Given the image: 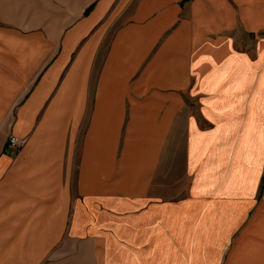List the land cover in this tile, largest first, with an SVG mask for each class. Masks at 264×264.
<instances>
[{
	"label": "crops",
	"instance_id": "obj_1",
	"mask_svg": "<svg viewBox=\"0 0 264 264\" xmlns=\"http://www.w3.org/2000/svg\"><path fill=\"white\" fill-rule=\"evenodd\" d=\"M0 127V264H264V0H0Z\"/></svg>",
	"mask_w": 264,
	"mask_h": 264
},
{
	"label": "rangeland",
	"instance_id": "obj_2",
	"mask_svg": "<svg viewBox=\"0 0 264 264\" xmlns=\"http://www.w3.org/2000/svg\"><path fill=\"white\" fill-rule=\"evenodd\" d=\"M262 33V32H261ZM247 38L249 39V40H254L255 38H256V36H247ZM6 129H7V131H9V129H10V127H7V128H5V127H0V134H4V132L6 131ZM11 136H14V135H12L11 133H8L7 135H6V138H5V142H7V140L9 139L10 140V138H11ZM17 137V136H16ZM19 138V137H18ZM20 139H25V138H20ZM27 142V141H26ZM26 144V143H25ZM25 144L23 145V146H21L20 148H17V149H15V150H13V149H11L10 147H9V141H8V143H7V146H8V148L11 150V151H15L16 153H18V152H20V150L25 146ZM263 166H264V164H263Z\"/></svg>",
	"mask_w": 264,
	"mask_h": 264
},
{
	"label": "built area",
	"instance_id": "obj_3",
	"mask_svg": "<svg viewBox=\"0 0 264 264\" xmlns=\"http://www.w3.org/2000/svg\"><path fill=\"white\" fill-rule=\"evenodd\" d=\"M27 139H20L16 136H11L10 140H9V147L13 150L20 148L21 146H23L26 143Z\"/></svg>",
	"mask_w": 264,
	"mask_h": 264
}]
</instances>
